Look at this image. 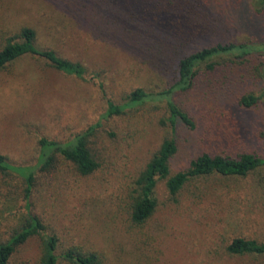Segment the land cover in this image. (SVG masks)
Instances as JSON below:
<instances>
[{
	"label": "rangeland",
	"instance_id": "374dc122",
	"mask_svg": "<svg viewBox=\"0 0 264 264\" xmlns=\"http://www.w3.org/2000/svg\"><path fill=\"white\" fill-rule=\"evenodd\" d=\"M250 2L94 0L76 18L56 0H0V43L28 26L36 31L38 46L53 48L88 71L76 77L33 55L0 69V154L12 164L36 165L41 136L65 140L98 125L89 136L101 164L97 172L82 177L57 155L55 170L36 173L30 209L61 246L96 250L106 264H264V254L227 251L237 236L264 242V166L241 177L214 173L190 180L175 197L159 181L157 211L146 228L151 236L142 242V251L126 226L124 208L127 188L165 135L178 144L172 172L206 150L264 157V65L261 78L254 67L241 77L221 76L240 91L258 95L251 111H229V96H218L210 83L222 73L211 77L213 72L201 68L191 88L174 93L193 120L191 128L179 122L171 132L164 102L103 116L109 99L121 103L134 88L166 87L175 74V59L187 47L254 37L253 26L243 20ZM23 188L17 174L0 172L3 237L26 210ZM39 251L40 241L32 237L20 248L18 261L31 263Z\"/></svg>",
	"mask_w": 264,
	"mask_h": 264
},
{
	"label": "trees",
	"instance_id": "16d2710c",
	"mask_svg": "<svg viewBox=\"0 0 264 264\" xmlns=\"http://www.w3.org/2000/svg\"><path fill=\"white\" fill-rule=\"evenodd\" d=\"M56 1L63 5L62 8L66 10L68 16L76 18H80L79 14L82 15V10L86 5L91 6L92 1L94 2V0ZM250 3L252 9L246 11L243 20L247 25L253 26L256 34L254 37L242 41H218L208 45H199L195 49L187 47L175 59V74L166 87L155 91L145 87L134 88L124 96L121 103L109 99L106 102L103 116L121 115L132 108L164 102L169 116L162 123L165 121V124L167 123L171 128V132L176 131L179 122L191 128L194 125L193 120L177 104L174 93L178 90L191 88L194 84V77L199 74L201 68L213 72L211 77L215 74L219 76L222 73L220 78H212L210 83L212 85L213 82L215 83L218 96L227 98L229 96L231 99L228 105L229 111L255 109L258 105V95L254 92L240 91L239 87L227 80L230 76L241 77L248 74L252 72L253 67L255 70L257 69L254 75L261 78L260 66L264 65V0H251ZM87 11L88 9L85 14ZM25 55L40 57L47 61L51 67L76 77L84 78L88 74L86 67L80 62L62 57L53 48L38 46L36 31L28 26L21 27L15 34L1 40L0 69ZM230 65L233 66L229 67ZM224 67L228 69L227 73H224ZM223 74L227 78L221 79V76L224 77ZM100 86L103 87L102 84ZM96 126L98 125H90L65 140L39 137L37 164L33 166L14 165L4 154H0V172L17 174L23 180V201L26 209L25 212L19 214V222L16 227L10 230L8 236L0 235V264H106L102 255L96 250L77 244L61 246L56 234L48 233L41 218L31 211L29 201L37 171L46 175L53 169L55 170L58 164L57 155L70 162L76 173L82 177L91 176L97 172L101 164L89 142V136ZM177 151L178 144L175 137L165 135L158 149L134 177L132 185L127 188L124 203L127 214L126 226L132 230L130 234L135 242L138 240L136 243L139 244L138 249L141 251L142 242L144 243L145 238L151 236L146 228L157 211L155 187L159 181L164 180L168 193L175 197L190 180L214 173L241 177L264 166V157L255 152L244 151L230 155L206 150L192 157L183 169L172 172L170 164ZM56 174L53 175V178H56ZM32 237H38L40 241L39 254L31 263L25 260L19 262V258L22 259L19 255L20 248ZM227 251L237 255H262L264 254V242L237 236L228 242Z\"/></svg>",
	"mask_w": 264,
	"mask_h": 264
}]
</instances>
